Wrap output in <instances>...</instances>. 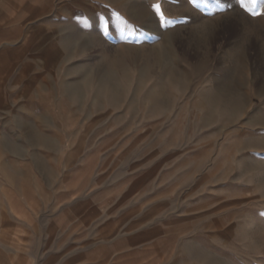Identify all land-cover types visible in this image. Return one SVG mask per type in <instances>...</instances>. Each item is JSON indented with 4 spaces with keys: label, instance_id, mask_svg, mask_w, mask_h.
Returning a JSON list of instances; mask_svg holds the SVG:
<instances>
[{
    "label": "rangeland",
    "instance_id": "obj_1",
    "mask_svg": "<svg viewBox=\"0 0 264 264\" xmlns=\"http://www.w3.org/2000/svg\"><path fill=\"white\" fill-rule=\"evenodd\" d=\"M44 1L0 18V264H264V15Z\"/></svg>",
    "mask_w": 264,
    "mask_h": 264
},
{
    "label": "snow or ice",
    "instance_id": "obj_2",
    "mask_svg": "<svg viewBox=\"0 0 264 264\" xmlns=\"http://www.w3.org/2000/svg\"><path fill=\"white\" fill-rule=\"evenodd\" d=\"M198 2L204 5L211 4L213 7L219 8L221 10H223L225 7H231V5L226 3V0H187V3L193 7H195ZM237 3L241 9L253 17L264 15V0H237ZM151 9L154 12L155 17L158 18V24L160 27L163 28L166 25H172L174 23V18H166L160 3H153L151 5ZM112 16L118 22V25L123 24L125 27H132L131 25H128L127 21H125L118 13H113ZM100 24L104 34L106 35L108 30V22H106L103 17H100Z\"/></svg>",
    "mask_w": 264,
    "mask_h": 264
},
{
    "label": "crops",
    "instance_id": "obj_3",
    "mask_svg": "<svg viewBox=\"0 0 264 264\" xmlns=\"http://www.w3.org/2000/svg\"><path fill=\"white\" fill-rule=\"evenodd\" d=\"M44 3H46V1L44 0H0V18H26L27 14H29L33 9L39 12L44 10ZM4 46L6 47L7 45L5 44ZM4 46L2 47L0 45V49H2V51H6ZM67 255H65V259L62 258L61 260L66 264H72L75 262V260L77 261L81 258L79 251L76 255L74 254L73 256H71L72 258L69 256V253ZM37 257L38 256L36 255L34 258L37 259ZM34 258H32V264H38V262L35 261Z\"/></svg>",
    "mask_w": 264,
    "mask_h": 264
},
{
    "label": "bare ground",
    "instance_id": "obj_4",
    "mask_svg": "<svg viewBox=\"0 0 264 264\" xmlns=\"http://www.w3.org/2000/svg\"><path fill=\"white\" fill-rule=\"evenodd\" d=\"M7 47V46H6Z\"/></svg>",
    "mask_w": 264,
    "mask_h": 264
}]
</instances>
